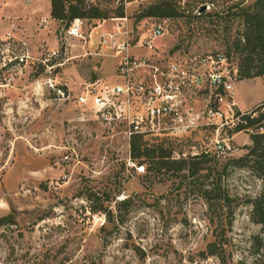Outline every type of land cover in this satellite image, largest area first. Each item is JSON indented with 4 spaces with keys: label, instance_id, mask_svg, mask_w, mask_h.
<instances>
[{
    "label": "rangeland",
    "instance_id": "obj_1",
    "mask_svg": "<svg viewBox=\"0 0 264 264\" xmlns=\"http://www.w3.org/2000/svg\"><path fill=\"white\" fill-rule=\"evenodd\" d=\"M35 2L0 0V218L7 217L0 223V264H264V230L250 217V200L262 183L230 161L244 155L251 140L244 130L233 132L229 120L208 123L205 110L217 105L214 89L206 85L187 97L180 129L166 120V130L145 138L176 159L203 155L202 169L139 165L130 158L129 141L105 132L92 109L76 102L85 81L113 79L116 58L98 46L94 27L112 28V18L121 17L110 11L104 20L85 19L84 38L69 37L44 0ZM88 2L111 10L120 4ZM230 3L203 5L212 11ZM142 7L124 6L133 42L154 25L163 31L152 51L136 53L201 70L218 66L224 23L207 33L191 17L138 18ZM239 28L234 24L229 34ZM51 49L57 55L46 59ZM236 61H225L234 99L240 107L261 104L264 76L238 81ZM189 106L198 115L192 123L184 112ZM217 141L232 150L218 151ZM213 187L208 202L203 191ZM210 242L221 248L223 261L208 254Z\"/></svg>",
    "mask_w": 264,
    "mask_h": 264
},
{
    "label": "built area",
    "instance_id": "obj_2",
    "mask_svg": "<svg viewBox=\"0 0 264 264\" xmlns=\"http://www.w3.org/2000/svg\"><path fill=\"white\" fill-rule=\"evenodd\" d=\"M123 6L131 3L147 4L151 0H118ZM112 28L98 23L96 29L97 43L111 52L116 58L112 80L95 78L85 81L76 95L79 105L89 106L96 121L105 132L118 134L128 141L134 136H151L166 130V120L172 123V129L182 127L183 107L187 97L209 86L214 89V107H207L205 117L208 123L217 119L227 124L239 120L234 112L235 90L230 73L225 66L226 57L218 55L211 69H199L186 61H160L150 55H139L143 50L152 51L154 40L162 35L160 24L154 25L150 34L133 42L127 19L112 18ZM104 24V23H103ZM85 19L75 18L64 29L69 37L84 38L82 32ZM91 37V35H89ZM139 50V53L135 51ZM57 50L51 49L46 59L56 57ZM203 61H206L203 60ZM69 94H67L68 98ZM189 106L184 112L192 123L198 117ZM192 111V112H191ZM224 120V122H223ZM216 149L221 152L232 150L226 141H217Z\"/></svg>",
    "mask_w": 264,
    "mask_h": 264
},
{
    "label": "trees",
    "instance_id": "obj_3",
    "mask_svg": "<svg viewBox=\"0 0 264 264\" xmlns=\"http://www.w3.org/2000/svg\"><path fill=\"white\" fill-rule=\"evenodd\" d=\"M179 0H151L141 8L138 18H179L191 17L202 23L201 28L207 33L217 31V27L223 24V31L227 34L224 38V56L226 59L236 58V70L239 80L252 79L264 75V0H255L252 4H246L244 0L231 2L224 7L212 11L198 13L201 5L211 0H193L192 3L180 6ZM195 3H197L195 5ZM113 11L116 17L124 16V6L120 3L114 10L104 8L99 3L88 2V0H50V17L69 25L75 18L88 20H104L110 17ZM213 18L214 20H201ZM209 23L213 28L207 29L203 26ZM237 24L240 28L235 34L230 35L232 26ZM239 120L233 125L232 131H246L249 133L251 144L246 146L247 152L238 157L231 158V163L238 167H247L260 178L262 187L257 196L250 200L251 220L264 230V101L255 107L240 112ZM144 136H134L129 141V155L137 164L154 163L157 169L187 170L198 173L202 169L203 155H194L190 158H173L171 150L163 149L162 146H150L145 142ZM147 168V166L145 167ZM214 189L204 190L203 193L211 202L210 193ZM216 193V191L214 192ZM220 196V194H219ZM227 197V196H226ZM222 198L226 201L228 198ZM122 203H125L122 201ZM227 204V202H225ZM228 205V204H227ZM108 215V212H107ZM7 217H1L0 223L5 222ZM109 219V216H108ZM258 238V237H257ZM210 255H215L222 260V250L217 247L216 242H210L206 246Z\"/></svg>",
    "mask_w": 264,
    "mask_h": 264
},
{
    "label": "crops",
    "instance_id": "obj_4",
    "mask_svg": "<svg viewBox=\"0 0 264 264\" xmlns=\"http://www.w3.org/2000/svg\"><path fill=\"white\" fill-rule=\"evenodd\" d=\"M43 3L45 4L46 9H47V12H48V15H49V12H50V0H44ZM35 5H38V0H36ZM263 76H264V75H263ZM238 81H240V80H238ZM238 81H237V82H238ZM259 101H260V100H259ZM259 101L255 102V103H253V104H251V105H249V106H247V107H240V106L238 105L237 100L235 99V106L238 107L239 109L249 110V109L255 107Z\"/></svg>",
    "mask_w": 264,
    "mask_h": 264
},
{
    "label": "water",
    "instance_id": "obj_5",
    "mask_svg": "<svg viewBox=\"0 0 264 264\" xmlns=\"http://www.w3.org/2000/svg\"><path fill=\"white\" fill-rule=\"evenodd\" d=\"M205 8H206V6L205 5H201L200 7H199V9H198V13H200V12H202V11H204L205 10Z\"/></svg>",
    "mask_w": 264,
    "mask_h": 264
}]
</instances>
